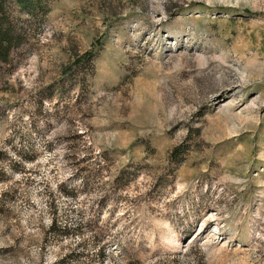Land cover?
Masks as SVG:
<instances>
[{
	"label": "rangeland",
	"instance_id": "rangeland-1",
	"mask_svg": "<svg viewBox=\"0 0 264 264\" xmlns=\"http://www.w3.org/2000/svg\"><path fill=\"white\" fill-rule=\"evenodd\" d=\"M2 12L0 264H264V0Z\"/></svg>",
	"mask_w": 264,
	"mask_h": 264
},
{
	"label": "trees",
	"instance_id": "trees-1",
	"mask_svg": "<svg viewBox=\"0 0 264 264\" xmlns=\"http://www.w3.org/2000/svg\"><path fill=\"white\" fill-rule=\"evenodd\" d=\"M3 0H0V58L4 59L9 52V48L13 46V28L6 24V17L2 12ZM91 59L92 54H86Z\"/></svg>",
	"mask_w": 264,
	"mask_h": 264
}]
</instances>
